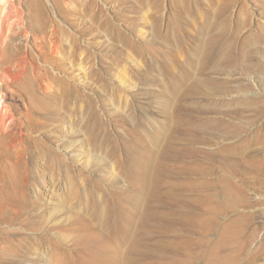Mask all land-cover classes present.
I'll return each mask as SVG.
<instances>
[{"label":"rangeland","instance_id":"rangeland-1","mask_svg":"<svg viewBox=\"0 0 264 264\" xmlns=\"http://www.w3.org/2000/svg\"><path fill=\"white\" fill-rule=\"evenodd\" d=\"M0 39L50 77L0 72V264H264V0H0Z\"/></svg>","mask_w":264,"mask_h":264},{"label":"bare ground","instance_id":"bare-ground-1","mask_svg":"<svg viewBox=\"0 0 264 264\" xmlns=\"http://www.w3.org/2000/svg\"><path fill=\"white\" fill-rule=\"evenodd\" d=\"M53 1H56V0H53ZM7 4H8V7L5 5L3 8L4 9L8 8V11L5 14V17H6L5 20L9 21L12 18L14 19V16H17L18 14H15V12H16L15 8L16 7L14 6L12 1H8ZM21 11H20V17L22 19L24 14ZM17 13H19V12H17ZM40 23H42V22H40ZM40 26H41L42 31L44 29L48 31V29H49V25H48L47 21H44ZM48 32H51L50 39H49V43H50V47H51V51H52L51 55L55 54V57H56V58L52 57L53 62L55 60L56 62H58L59 65L63 66L64 64H63L62 58L59 56L58 52H59V49L68 50L69 58H74L75 46H74V41L72 39V36H70V39H69L70 40L69 46L65 47L66 44H65L64 40L60 41L58 39V37L56 36V31L54 28L49 29ZM39 44L41 46V43H39ZM43 46H44V44L42 45V47ZM42 47H41V49H42ZM20 50H16L15 55H11L9 43L8 42L3 43L2 40L0 39V72H1L2 77H3L2 80L5 82V84L7 83V85L10 82L17 81V80H24V82L25 81L26 82L27 81L28 82L33 81L39 85V88L41 89L42 92L47 91L49 81H50L49 72L46 69L43 70V72H41V70L37 69L35 67V65H33L32 62L29 60L28 52L27 51H20ZM30 71L32 73L34 72L33 76L30 74ZM41 73H43V75ZM71 88H72V86H70V87L68 86L66 88V90H64L61 94L62 107L64 105L72 103L73 93H72ZM74 92H76V91H74ZM8 97L9 96L7 95V93H3L1 96V98L4 101H6L8 99ZM73 100H75V99H73ZM3 107L5 108V106H3ZM58 108L55 111H57ZM1 113L2 112H0V126H2L4 124V114H1ZM10 116L12 117L13 114L11 113Z\"/></svg>","mask_w":264,"mask_h":264}]
</instances>
